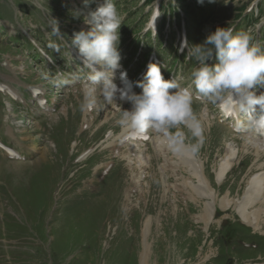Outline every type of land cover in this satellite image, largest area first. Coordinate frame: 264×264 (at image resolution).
Returning <instances> with one entry per match:
<instances>
[{"label":"rangeland","instance_id":"374dc122","mask_svg":"<svg viewBox=\"0 0 264 264\" xmlns=\"http://www.w3.org/2000/svg\"><path fill=\"white\" fill-rule=\"evenodd\" d=\"M142 1L119 0L116 5L124 20L120 29L126 31L119 52L127 56H121L120 63L138 94L142 89L134 80L141 77L135 78L133 72L149 47L132 62L128 53L132 47L125 40L138 33H130L135 24L147 26L152 8L162 0H152L146 7L139 6ZM168 1L177 4L163 0L165 15ZM212 2L201 37L218 27H231L234 34L248 32L264 48V0ZM102 3L0 0V85L16 93L12 99L0 92V140L20 154V158H8L0 150V264H139L144 232L150 246L149 264H264V137L252 134L243 124L239 132L234 131L237 123L218 113L227 93L215 102L195 98L190 75L198 66L194 60L190 65L179 62L176 70L181 75L178 83L193 94L192 107L204 128L199 154L177 157L167 149L166 137L151 130L146 140L129 139L120 146V136L131 128L121 126L119 120L132 105L120 100L119 94L107 102L99 89H93L86 81L88 70L77 59L78 50L71 46L74 33L90 29L85 17ZM162 14L160 9L157 21ZM138 36L141 43L142 35ZM39 51L47 57L30 60ZM162 51L156 53L164 62L167 51ZM50 58L58 60L60 67L55 68ZM128 62L132 64L127 66ZM174 62L171 69L177 65L176 58ZM207 63L214 65V58ZM114 83L123 86L119 72ZM36 87L46 100L40 115H34L37 102L32 88ZM89 98L91 109L85 113ZM82 117L91 123L79 130ZM176 130L187 134V143L195 142L183 126ZM118 148L120 152L114 153ZM125 148L138 157L121 158ZM85 150L89 154L79 159ZM233 155L230 170L218 180L221 162ZM103 164L108 166L93 170ZM141 165L146 166L144 172ZM107 169L111 170L105 175ZM132 181H138L139 187L127 199ZM225 197L236 205L220 208ZM237 209L251 216L258 227L243 222ZM206 212L211 219H198ZM146 216L150 223L144 228ZM240 224L250 228L243 249L235 235H245ZM226 225L236 231L232 245L227 237V251L221 247V237L231 233Z\"/></svg>","mask_w":264,"mask_h":264},{"label":"clouds","instance_id":"9594fccd","mask_svg":"<svg viewBox=\"0 0 264 264\" xmlns=\"http://www.w3.org/2000/svg\"><path fill=\"white\" fill-rule=\"evenodd\" d=\"M203 2V0H199ZM88 0H85L87 5ZM90 25L88 31L74 33L71 46L77 51L82 66L88 70L87 79L93 89H99L107 102L117 94L122 101L130 102L131 110H123L119 123L135 132L144 134L148 130L166 137L167 149L177 157H196L205 142L204 128L193 110L194 97L187 87H182L174 78L165 79L161 67L149 63L143 80L137 82L142 89L133 91V82L122 70L119 52L120 26L122 18L114 0H103L84 21ZM56 32L59 29L56 25ZM183 51V49H181ZM215 54L216 63L207 61ZM189 57L198 65L191 71V81L197 96L215 102L225 93L235 101L245 121L237 120V127L264 132V51L253 42L248 32L234 34L231 27H218L202 44L191 46ZM122 87L114 83L116 73ZM183 126L195 140L186 142Z\"/></svg>","mask_w":264,"mask_h":264},{"label":"bare ground","instance_id":"6f19581e","mask_svg":"<svg viewBox=\"0 0 264 264\" xmlns=\"http://www.w3.org/2000/svg\"><path fill=\"white\" fill-rule=\"evenodd\" d=\"M88 80V79H87ZM3 85V84H2ZM5 85V84H4ZM41 90L43 89L42 87L40 88ZM33 90H39L37 87L36 88H33ZM86 93V92H85ZM222 102V101H221ZM220 102V103H221ZM91 101H90V98L89 99H87V103H86V107H85V113H89V111H90V109H91ZM85 106V105H84ZM93 109V108H92ZM84 113V112H83ZM84 113V114H85ZM230 115H232L233 117H231V118H239L240 116H241V113L239 114V112H238V109L234 106V110L232 111V113L230 114ZM240 115V116H239ZM69 121H71V120H69ZM90 121L88 120V118L86 119V117H82V123H81V125H80V127H78L79 128V130H82V129H84V128H86V127H88L89 125H90ZM46 129V128H45ZM130 130H133V129H126V131L124 132V133H122V135L120 136V139H121V142L119 143L120 144V146H122V144L123 145H125L126 144V142H127V140L129 141V139L130 140H134V141H138V139H136V138H134V137H128V134H129V131ZM228 130V129H227ZM8 131L10 132V134L11 135H13L14 136V134H13V131H12V129H11V127L9 126L8 127ZM46 132V131H45ZM78 133V132H77ZM85 133V132H84ZM82 137V136H81ZM21 138V137H20ZM26 138H28V137H26ZM34 138V137H33ZM237 141V140H236ZM84 144V143H83ZM127 145V144H126ZM43 146V145H42ZM72 146H76L75 145V143L74 142H72ZM32 148L33 149H36L35 148V146L33 145L32 146ZM112 148H116V146L114 147V145L112 146ZM121 148V147H120ZM128 149V152L126 151V148H125V150L124 151H126L125 153H119V154H121V158H123V159H125V160H127V159H136L137 157H138V155L135 153V152H133L131 149H129V148H127ZM80 150H82V149H80ZM115 150V149H114ZM119 150V148L118 149H116V152H114V153H116V154H118V152H120V151H118ZM89 152H90V150H85L84 152H82L79 156H78V158L79 159H83L87 154H89ZM15 153H16V155H18V153H17V151H15ZM236 155H237V151H236ZM20 156V155H19ZM255 158V157H254ZM254 158L252 159V162H253V160H254ZM234 159H236V157H235V155H233V156H231V158H229V159H224L222 162H221V164H220V169H219V172H218V175H217V179L218 180H221V178L223 179V177L227 174V172L230 170V168H231V165H232V160H234ZM242 161H244V158L242 157V159H241ZM240 160V161H241ZM239 161V160H238ZM237 161V162H238ZM252 162L250 163V165L249 166H251L252 165ZM104 167V168H106L107 166H108V164H103V165H95L94 167H93V170L94 171H98V169L99 168H101V167ZM141 166H143L142 168H143V170H142V172H144V167H146V166H144V165H141ZM131 169L132 168H134V167H131V166H129ZM140 171V170H139ZM144 174L142 173L141 174V177L143 176ZM206 180H207V178H206ZM207 182H208V184H210V182L207 180ZM211 185V184H210ZM72 187V186H71ZM138 187H139V184H138V181H132V183H131V187L130 188H128L127 190H126V198L128 199V198H130V193L131 192H133V191H137L138 190ZM220 202V201H219ZM231 205H236V203H235V201L233 200V199H229V198H224V200H222L221 201V203H220V208H223V209H226V208H229V206H231ZM237 214L239 215V217H240V219L243 221V222H245V223H247V224H249V225H254V228H257L258 226H257V224L252 220V218H250L251 216H249V215H246L242 210H239V209H237ZM211 217H212V215H211V213H209V212H206V213H204V214H202L200 217L198 216V219H200V220H202V221H208L209 219H211ZM150 223V217H145V219L143 220V227L144 228H146L147 226H148V224ZM142 246H141V249H140V251H139V254H138V261H139V264H149L148 263V260H149V256H150V246H149V244H147L146 243V235H145V232H144V235H143V239H142Z\"/></svg>","mask_w":264,"mask_h":264}]
</instances>
